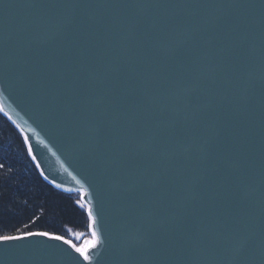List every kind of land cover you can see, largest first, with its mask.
I'll return each mask as SVG.
<instances>
[{
	"label": "water",
	"instance_id": "1",
	"mask_svg": "<svg viewBox=\"0 0 264 264\" xmlns=\"http://www.w3.org/2000/svg\"><path fill=\"white\" fill-rule=\"evenodd\" d=\"M0 111L92 235L0 264H264V0H0Z\"/></svg>",
	"mask_w": 264,
	"mask_h": 264
},
{
	"label": "trees",
	"instance_id": "2",
	"mask_svg": "<svg viewBox=\"0 0 264 264\" xmlns=\"http://www.w3.org/2000/svg\"><path fill=\"white\" fill-rule=\"evenodd\" d=\"M46 232L75 245L90 234L79 194L48 184L29 154L23 135L0 111V237Z\"/></svg>",
	"mask_w": 264,
	"mask_h": 264
},
{
	"label": "snow or ice",
	"instance_id": "3",
	"mask_svg": "<svg viewBox=\"0 0 264 264\" xmlns=\"http://www.w3.org/2000/svg\"><path fill=\"white\" fill-rule=\"evenodd\" d=\"M89 215H91V210H89ZM93 223H95V220L93 219ZM44 235V236H48L49 233H28L27 235ZM93 236L95 237L96 236V232L93 231ZM22 237H9V236H3V237H0V240H11V239H21ZM55 239H62V237H53ZM68 243H71L70 241H68ZM97 243L96 240H93L92 242H90V245L89 246H95V244ZM72 247H76L75 245H72ZM76 251H78L83 257L85 260H88L90 259L89 255H88V252L86 251V248H76Z\"/></svg>",
	"mask_w": 264,
	"mask_h": 264
},
{
	"label": "rangeland",
	"instance_id": "4",
	"mask_svg": "<svg viewBox=\"0 0 264 264\" xmlns=\"http://www.w3.org/2000/svg\"><path fill=\"white\" fill-rule=\"evenodd\" d=\"M78 239L80 240V242H81V244L80 245H75V246H77L78 248H82V247H84V245L86 244V242L89 240V239H92V235L91 234H89V236L88 237H86L85 239H84V237L82 236V235H80V236H78Z\"/></svg>",
	"mask_w": 264,
	"mask_h": 264
}]
</instances>
